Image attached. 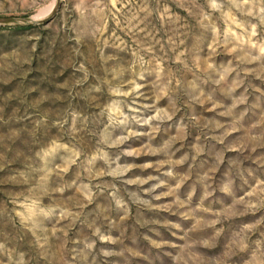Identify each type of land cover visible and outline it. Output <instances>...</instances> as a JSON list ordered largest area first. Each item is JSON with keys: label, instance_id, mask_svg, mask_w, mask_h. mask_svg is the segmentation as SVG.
Segmentation results:
<instances>
[{"label": "rangeland", "instance_id": "374dc122", "mask_svg": "<svg viewBox=\"0 0 264 264\" xmlns=\"http://www.w3.org/2000/svg\"><path fill=\"white\" fill-rule=\"evenodd\" d=\"M0 264H264V0L0 24Z\"/></svg>", "mask_w": 264, "mask_h": 264}, {"label": "water", "instance_id": "95a60500", "mask_svg": "<svg viewBox=\"0 0 264 264\" xmlns=\"http://www.w3.org/2000/svg\"><path fill=\"white\" fill-rule=\"evenodd\" d=\"M61 4V0H55L54 6L51 9L50 13L40 19H35L32 17H15V16H0V24L2 25H22V26H33L36 24H41L49 20L57 11Z\"/></svg>", "mask_w": 264, "mask_h": 264}, {"label": "bare ground", "instance_id": "6f19581e", "mask_svg": "<svg viewBox=\"0 0 264 264\" xmlns=\"http://www.w3.org/2000/svg\"><path fill=\"white\" fill-rule=\"evenodd\" d=\"M54 5H52L50 8H48V10L45 12V13H42V14H37L36 16H33V18L35 19H40V18H43L44 16H46L52 9Z\"/></svg>", "mask_w": 264, "mask_h": 264}]
</instances>
